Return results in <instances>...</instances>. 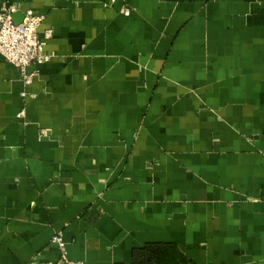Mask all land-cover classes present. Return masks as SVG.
I'll return each instance as SVG.
<instances>
[{"label":"crops","instance_id":"0c3cea01","mask_svg":"<svg viewBox=\"0 0 264 264\" xmlns=\"http://www.w3.org/2000/svg\"><path fill=\"white\" fill-rule=\"evenodd\" d=\"M3 7L53 57L0 52V264H264V0Z\"/></svg>","mask_w":264,"mask_h":264},{"label":"built area","instance_id":"2783aa9c","mask_svg":"<svg viewBox=\"0 0 264 264\" xmlns=\"http://www.w3.org/2000/svg\"><path fill=\"white\" fill-rule=\"evenodd\" d=\"M14 9L3 7L0 10V52L4 58L16 66L24 77V83L32 82L33 73H27L29 66L42 65L51 61L53 55L46 51V39L50 36L47 31L44 38L40 37L38 28L42 22L40 15L31 9L24 13L21 22H16L13 17ZM129 14V11H126ZM27 92H22L26 97ZM20 116H24L21 111ZM52 242L61 250L65 249V239L62 232L52 237ZM68 264H87L82 260L67 261Z\"/></svg>","mask_w":264,"mask_h":264},{"label":"trees","instance_id":"16d2710c","mask_svg":"<svg viewBox=\"0 0 264 264\" xmlns=\"http://www.w3.org/2000/svg\"><path fill=\"white\" fill-rule=\"evenodd\" d=\"M134 264H187L172 244L150 243L135 250Z\"/></svg>","mask_w":264,"mask_h":264},{"label":"water","instance_id":"95a60500","mask_svg":"<svg viewBox=\"0 0 264 264\" xmlns=\"http://www.w3.org/2000/svg\"><path fill=\"white\" fill-rule=\"evenodd\" d=\"M24 15H20V14H14V20L16 21V22H21L22 20H23V17ZM34 68V66H29L27 69H26V72L27 73H30V71L32 70Z\"/></svg>","mask_w":264,"mask_h":264}]
</instances>
